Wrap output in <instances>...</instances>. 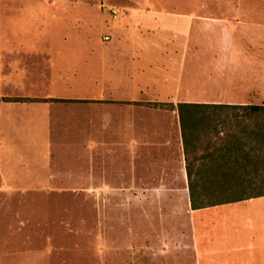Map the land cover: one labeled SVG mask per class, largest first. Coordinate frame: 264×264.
Wrapping results in <instances>:
<instances>
[{
  "label": "crops",
  "instance_id": "obj_1",
  "mask_svg": "<svg viewBox=\"0 0 264 264\" xmlns=\"http://www.w3.org/2000/svg\"><path fill=\"white\" fill-rule=\"evenodd\" d=\"M208 3L201 0V5ZM137 4L100 23L114 43L95 40L80 45L76 55L55 59L31 23L35 14L44 15V3L0 0V191H25L30 181L128 180L139 197L188 195L176 105L211 103L191 99V84L181 75L193 21L201 22L196 44L202 43L203 33L208 37L203 48L209 64L220 71L219 82L230 68L249 70L248 79L254 81L251 44L240 46L230 37L236 26L226 15L214 14L212 23L219 28L210 36L207 12L162 11L150 0ZM164 32L170 34V44L156 41ZM110 39L101 36V41ZM82 54L79 70L76 61ZM79 85L84 96L78 95ZM199 86L197 80L192 88ZM225 86L237 90L234 81ZM246 91L247 97L239 98L232 89L230 95L222 94L223 87L220 96L207 100L254 104L258 91L248 83ZM79 105L86 106L84 111L75 108ZM51 137L61 143L52 145ZM82 137L84 144H67ZM32 155L41 158L31 160ZM189 211L199 218L159 223L162 229L175 226L172 235L163 231L157 237L121 240L123 264H264V195Z\"/></svg>",
  "mask_w": 264,
  "mask_h": 264
},
{
  "label": "rangeland",
  "instance_id": "obj_2",
  "mask_svg": "<svg viewBox=\"0 0 264 264\" xmlns=\"http://www.w3.org/2000/svg\"><path fill=\"white\" fill-rule=\"evenodd\" d=\"M150 1L157 9L167 12L176 9L192 15L207 12L205 21L210 22L207 25L210 36H215L214 31L218 27L212 23L216 15H226L225 19L236 26L230 37L240 46L247 41L251 44L248 56L254 61V81L248 79L249 70L230 68L224 70L221 83L220 71L209 64L210 55L204 52L203 39L207 42L208 37L203 33L202 43L196 44L199 41L196 32L201 22L193 21L189 48L181 70L183 82L189 81L191 84V99L201 97V102L212 103L207 99H214L216 94L220 96L222 92L219 90L223 87L222 94L230 95L232 89L239 98L247 97L248 83L258 91L251 101L264 105V97L261 98L264 90V0H202L209 2L203 5L201 0ZM40 2L44 3L45 12L41 11L44 15L35 14L31 23L35 30L40 31V43L50 47L55 59L74 52L73 55H76L80 45L88 47L95 40H99L97 43H114L109 33L102 32L100 23L121 14L122 10L139 7V0ZM234 7L238 10L237 15ZM112 9L117 12L112 13ZM43 23L44 28L41 27ZM102 35L111 37L110 41H101ZM158 37L156 41L159 44H170V34L159 33ZM82 56L76 61V69L82 68ZM200 56L201 68H198ZM197 80L201 88H192ZM232 81L236 82L237 90L234 86L230 89L225 86L226 82ZM78 87H82L78 95L84 96L85 88L81 85ZM85 107L79 105L75 108L84 111ZM50 141L52 145L61 143L53 137ZM62 143L66 144L64 141ZM81 143L84 144V137L68 141L67 144ZM34 151L37 150H30V153ZM197 154L201 155V149ZM261 157L256 174L252 168L233 173L235 179H259L260 183L249 191L250 194L264 192V150ZM40 158L30 156L31 160ZM194 166L200 168L201 176V161ZM217 169L220 174L223 168ZM133 185L134 182L128 180H44L30 181L29 189L25 191H0V264H123L127 259L118 252L121 240H132L139 236L157 237L163 231L169 236L175 232V226L162 229L159 223L182 224L199 218V213L189 211L188 195L139 197L135 195Z\"/></svg>",
  "mask_w": 264,
  "mask_h": 264
},
{
  "label": "trees",
  "instance_id": "obj_3",
  "mask_svg": "<svg viewBox=\"0 0 264 264\" xmlns=\"http://www.w3.org/2000/svg\"><path fill=\"white\" fill-rule=\"evenodd\" d=\"M148 105L174 108L171 103ZM176 110L191 210L264 195V192L249 193L260 183L258 178L235 179L233 175L249 168L256 174L260 167L264 150V105L178 103ZM200 149L201 155H198ZM200 161L201 176L200 168L194 166ZM218 167L223 168L220 174Z\"/></svg>",
  "mask_w": 264,
  "mask_h": 264
},
{
  "label": "built area",
  "instance_id": "obj_4",
  "mask_svg": "<svg viewBox=\"0 0 264 264\" xmlns=\"http://www.w3.org/2000/svg\"><path fill=\"white\" fill-rule=\"evenodd\" d=\"M111 11H112V13H116V12H117L116 9H112ZM105 39H106V38H105Z\"/></svg>",
  "mask_w": 264,
  "mask_h": 264
}]
</instances>
